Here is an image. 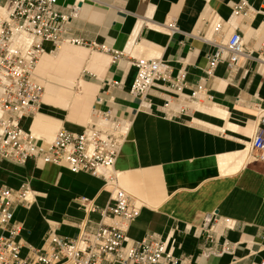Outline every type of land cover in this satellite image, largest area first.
Returning a JSON list of instances; mask_svg holds the SVG:
<instances>
[{
    "label": "crops",
    "instance_id": "crops-1",
    "mask_svg": "<svg viewBox=\"0 0 264 264\" xmlns=\"http://www.w3.org/2000/svg\"><path fill=\"white\" fill-rule=\"evenodd\" d=\"M237 2L60 0L63 15L78 6L67 31L87 46H64L40 59L34 77L45 88L43 102L34 116L22 121L45 147L60 130L81 133L96 123L95 110L111 111L129 123L115 166L118 187L141 207L128 237L131 242L149 234L168 239L176 264H264V164H249L246 158L258 131L257 109L264 107L263 66L258 60H243L234 71L220 64L212 76L206 74L208 56L216 47L203 38H210L209 27L216 19L230 20ZM250 3L260 8L264 0ZM169 23L177 25L176 32L170 33ZM234 32L244 36L256 59L264 60L260 17L234 21L218 39L226 42ZM140 58L167 62L173 76L187 71L186 96L204 80L209 100L192 106L165 88H155L149 94L153 111L145 110L129 94L137 75L132 62ZM167 99L174 105L162 111ZM24 185L34 204L18 206L14 222L22 228V243L34 248L43 245L53 226L70 240L96 231L101 211L114 195L111 186L89 174L0 158V188L19 190ZM214 213L236 221V229L218 239L237 249L232 255L204 258L201 253L209 245L197 229ZM26 247L22 259L29 255Z\"/></svg>",
    "mask_w": 264,
    "mask_h": 264
},
{
    "label": "built area",
    "instance_id": "built-area-1",
    "mask_svg": "<svg viewBox=\"0 0 264 264\" xmlns=\"http://www.w3.org/2000/svg\"><path fill=\"white\" fill-rule=\"evenodd\" d=\"M59 1L0 0V158L18 165L38 161L66 167L73 174H89L111 186L114 195L101 211L102 218L96 231L84 232L76 240H70L58 235L53 226L43 245L34 248L22 243V228L14 222L18 206L28 208L34 204L31 190L26 185L19 190L1 187L0 231L4 235L0 236V264H163L165 260L167 264H176L172 260L174 246L168 239L149 234L139 242H131L128 237L141 207L118 187L115 166L126 141L129 123L111 111L95 110L96 123L87 125L81 133L60 130L46 147L22 127V121L34 116L43 102L45 89L34 80L40 59L64 46H87L67 31L70 21L77 16L78 6L69 7L68 14L63 15L58 8ZM256 17L264 24V4L255 8L250 0H238L230 20L216 19L210 25V38L204 36L203 40L214 45L216 51L208 56V76H212L220 64H226L234 71L243 60L260 61L264 72V60L256 59L247 49L241 33L234 32L226 42L218 39L227 25L238 19L252 21ZM168 29L174 33L177 25L169 23ZM92 47L107 51L95 44ZM113 55L115 58L121 56ZM132 65L137 69V75L129 94L139 99L145 110L153 111L149 94L155 88H165L192 106L209 100L204 80L195 86L191 95L183 94L188 76L184 69L173 76L171 67L161 59H135ZM114 86L119 87L118 84ZM165 102L162 111L170 110L174 105L170 99ZM97 103L101 104L102 100L99 98ZM257 111L259 126L249 144V164H264V107H258ZM236 227V221L218 213L206 217L197 229L209 245L201 256L220 258L234 254L237 245L227 240L220 242L218 237ZM24 247L29 254L26 259L20 256Z\"/></svg>",
    "mask_w": 264,
    "mask_h": 264
},
{
    "label": "bare ground",
    "instance_id": "bare-ground-1",
    "mask_svg": "<svg viewBox=\"0 0 264 264\" xmlns=\"http://www.w3.org/2000/svg\"><path fill=\"white\" fill-rule=\"evenodd\" d=\"M171 33V32H170ZM39 63V62H38ZM38 65V64H37ZM43 86V85H42ZM44 87V86H43ZM45 89V88H44ZM44 95H45V92H44ZM44 95H43V98H44ZM208 113H213V112H210L209 110H207ZM228 120V119H227ZM246 149V148H245ZM244 149V150H245ZM246 153V152H245ZM247 155V154H246ZM247 158V157H246Z\"/></svg>",
    "mask_w": 264,
    "mask_h": 264
},
{
    "label": "rangeland",
    "instance_id": "rangeland-1",
    "mask_svg": "<svg viewBox=\"0 0 264 264\" xmlns=\"http://www.w3.org/2000/svg\"><path fill=\"white\" fill-rule=\"evenodd\" d=\"M53 57H55L56 58V55H52ZM34 80L37 82V83H40L39 81H37L36 79H35V77H34ZM41 84V83H40ZM42 85V84H41Z\"/></svg>",
    "mask_w": 264,
    "mask_h": 264
}]
</instances>
